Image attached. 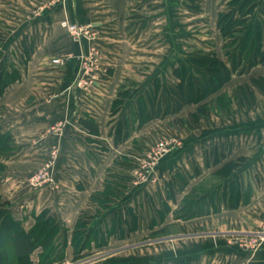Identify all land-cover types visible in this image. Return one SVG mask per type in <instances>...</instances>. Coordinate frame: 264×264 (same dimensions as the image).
Segmentation results:
<instances>
[{"label": "crops", "instance_id": "1", "mask_svg": "<svg viewBox=\"0 0 264 264\" xmlns=\"http://www.w3.org/2000/svg\"><path fill=\"white\" fill-rule=\"evenodd\" d=\"M74 1L75 4H69L67 18L73 22L89 21L96 24V43L104 51L105 78L92 85L89 92L76 87L74 80L79 66L77 56L87 49L89 41L83 40L80 44L72 40L68 31L59 23L64 17L61 9L28 19L27 15L24 16L25 8L20 5L18 8L24 11L16 14V19L20 20L19 23L28 21V27L24 32L12 36L16 38L17 45L14 40H9L12 39L10 35L3 39L5 47L9 46L19 58L20 54L27 56V61L20 70V79L9 84L0 96V132L9 133L14 146L8 155L1 158L4 171L0 174V195L3 200L8 201L13 217L22 220L25 229L33 225L35 215L42 210H48L60 226L58 238L63 235L67 240L65 243L69 244L66 259L72 256L71 234L78 215L86 209L92 210L95 205L92 196L102 191L106 180H117L116 177L126 178L130 175L129 172L127 175L123 174L125 162H115L122 155L120 153L124 147L123 142L128 144L131 138L139 136L146 138V132L143 131L147 124H139L137 97L146 95L152 83L145 72L141 71L142 76H137L135 69L127 65L131 52L127 47L117 44L121 33L117 32V28L113 30L112 24L125 27L123 9L130 0ZM182 1L189 8L192 5L202 8L212 2ZM179 4L180 0L173 7ZM14 6L12 3L10 8L16 9ZM261 6L264 10V6ZM103 8L113 10V21L105 17ZM3 9L5 8L0 4L1 24L6 21ZM25 41L29 42L27 55L22 51ZM65 55L69 57L61 64L50 61L51 58ZM183 62L187 63L182 61L177 65ZM121 92L128 93L130 100L121 99L119 109L114 113L112 104L120 99ZM161 97L164 100L162 92ZM126 104L131 107L133 121L138 122V125L134 131L131 129L128 139L118 145L115 144L118 124L124 117L130 116L123 108ZM85 114L97 123L98 136H91L81 127L79 118ZM58 122H63L60 130H50ZM122 132L125 133L123 128ZM122 132L120 134L125 136ZM145 144L140 141L144 149L142 152L149 147H145ZM53 146L58 148L54 178L59 188L54 189L51 185L31 187L27 183L28 175L40 167ZM128 152L135 155L134 157L137 156L132 151L124 153ZM189 158L188 163L181 165V162H169L167 158L158 166L154 180L138 184L126 182L124 192L119 198L122 202L121 207L119 205L121 213L117 214L119 219L123 217L122 226L125 231L136 229L134 233L148 234L164 229L171 222L173 209L181 198L179 194L190 184L189 189L193 187L192 175L197 176L199 171L203 173V169L209 171L212 167L221 165L218 160L213 161L207 153L200 159L193 154ZM193 165L194 170H197L195 175L191 172ZM188 172L187 179L181 180L179 177V181L176 178L178 174L183 173L186 176ZM169 188L173 190L174 198L168 194ZM256 196L253 194L251 200L254 201ZM243 198L244 195L241 194L242 203L238 208L230 209L224 203L228 200L226 197L225 201L221 200V207L215 212L189 219L188 228L183 226L184 232L185 229L188 232L186 240L179 236L178 241L171 239L164 242L162 246L159 245L161 251L157 254L151 253L155 246L148 245L126 254L123 264H264V241L256 249L245 243L247 237H250L248 234L256 233L261 227L264 210L262 206L252 204V201L244 205ZM215 200L217 204L216 197ZM113 207L104 214V218H111L100 223L99 229L115 216L118 208L113 212ZM152 219H155L153 224ZM39 251L38 248L33 253L38 255ZM33 253L31 258L37 261V258H33ZM138 253L141 256L134 255ZM102 261L103 259L98 260L97 263L104 264Z\"/></svg>", "mask_w": 264, "mask_h": 264}, {"label": "rangeland", "instance_id": "2", "mask_svg": "<svg viewBox=\"0 0 264 264\" xmlns=\"http://www.w3.org/2000/svg\"><path fill=\"white\" fill-rule=\"evenodd\" d=\"M177 1L130 0L126 8L123 9L125 15L122 18L126 24L125 27L112 24L113 30L117 28V32L121 33L120 40L116 43L119 46L127 47L131 52L127 65L132 66L138 71L136 73L133 69L137 76H142L140 74L141 71L145 72L147 76L149 75L148 79L152 80L150 85L152 92L153 88H156L155 81L159 82L158 87L160 88H158L159 90L157 88L155 90L160 100L162 99L161 92L164 95V100L162 99L160 103L162 110L158 117L142 123L143 125L147 124L143 131L144 133L146 132L144 134L146 138L139 136L134 137V140L131 138L128 144H124L123 142L124 147L122 149L124 151L121 149L120 154L122 155L118 157L119 160L115 163L125 162L124 164L122 163L123 174L127 175L129 172L130 175L126 178L121 176L116 177V181L126 186V182L138 184L154 180L158 166L167 158L169 162H181V165L182 163L189 162L190 154L198 156V159H200L201 156H204V153H207L210 154V158L212 157L213 161L218 160L221 165L229 161L232 162L234 164L233 170L227 176H222L215 172L218 167H212L209 170L210 172L203 169V173L199 171L197 176L192 175L191 181L194 184L193 187L189 189L190 184L179 194V196L181 195L180 201L176 203L173 211L181 205V200L192 192H197L199 199L205 196L208 197L210 193H214L218 201L216 204L217 210L220 209L221 200L225 201L226 197L230 199L229 194H233L235 186L228 184L231 183L234 177H237L238 180L240 196L241 194L244 195V205L251 203V196L255 194L257 196L252 201V204L258 207L262 206L264 210V10L261 6H264L262 4L264 0H259L261 4L258 0H251L252 3L255 2V5L250 13L246 15L245 21L236 27L238 31L234 33L233 37H224V27L228 20L238 18L242 0H212V2L207 3L208 6L202 8H189L188 4L182 0H180L178 6L173 7ZM186 1L189 2L190 0ZM12 3L16 9L10 8ZM72 3L75 4V1L0 0V4L5 8L3 9V15L4 20H6L2 24L0 23V32L2 34V37H0V67L2 69L7 68L9 72L15 71L17 68L20 72L22 66L27 61V56L20 54L19 58L13 50L9 49V46L5 47L3 39L10 35L12 39L9 40H14L17 45L16 38L12 36L24 32L28 27V21L25 20L19 23L20 20L16 19V14H22L24 11V9L20 10L18 6L22 5L25 8L24 16L26 17L27 15L28 19L55 13L58 9H61L64 12L62 13L64 17L59 23L65 28L62 25L63 20L73 22L67 18L69 4ZM102 11L106 13L105 17H109L107 18L109 21H113L114 15H112L113 10L111 8H103ZM74 23L79 25L89 24V28L95 37L93 36L94 39L89 38L84 40L89 41V45L94 44L97 46L103 55V60L100 64L102 73L94 82L95 84L103 80L106 74L104 51L96 43L98 34V31L95 29L96 24L89 21ZM243 43H245L244 48L241 47ZM28 45V41L23 43L22 51L26 55ZM256 52L260 54L259 58L256 59L257 63L250 66V62H252L253 55ZM192 54L213 56V61L206 60V62H203L202 60H197L198 64L196 67L200 68L199 70L202 73L205 71L204 68L229 69V80L218 90L205 97L202 96L203 89L200 88L199 81L203 80L205 75L193 70L195 66L189 62V57ZM182 61L187 62L188 73L189 76L191 75L192 79H190L193 81L190 84V79L183 82L186 91L191 88L192 95L185 97V100H183L185 102L179 108L175 107L174 102H171L174 101V95L169 93L172 90L168 89V87L172 82H174V85L177 82H182L180 76L178 77L172 72L176 65ZM206 73L209 76L208 72ZM154 77L155 79L153 80ZM74 85L81 88L75 83V80ZM189 85L191 86L189 87ZM84 90L89 92L86 89ZM128 96V93L121 92L119 94L120 99L114 101L112 104V111L114 113L119 109L118 104L121 102V99L130 100ZM169 100L171 101L169 102ZM167 102L170 104L169 108ZM202 105L204 107L203 112L199 108ZM123 108H125L127 113L129 112L130 116L129 118L124 117L122 122L118 124L117 132L115 133V144L118 143V145L120 142L126 141L128 136L131 135V131H134L138 125V122L133 121L131 107L126 104ZM129 120L132 122H129ZM122 128L125 133L122 132ZM121 132L126 135L122 136ZM160 140L167 143L168 151L159 157L156 162L152 163L150 159L153 156V150ZM140 141H142V144L146 143L145 147L149 146L144 151L145 153L142 152L144 149L141 147ZM125 151L136 152L137 156L134 157L135 155L129 152L124 153ZM56 161L57 159L55 160V164ZM146 164L150 165L149 169L146 168ZM194 168L195 166L193 165L191 172L195 175L197 170H194ZM146 169L147 172L145 171ZM180 174L182 175L178 174L177 179L179 177L181 180L187 179L189 172L186 173V176L183 173ZM30 176L31 174L27 177L28 185L37 188L29 183ZM180 179L179 181H181ZM54 181L56 187H52L58 189L59 184L55 178ZM123 192L124 188L109 203L111 206H102L98 201H93L95 205L92 210L86 209L91 221L88 227L92 229L98 226L96 229L99 232L98 237H93V233H89V231L87 234H84L85 238H88L90 242L88 249H84L82 252L86 256L76 261L72 260V256L66 259L69 252L67 248L69 244L65 243L67 242L66 237L64 238L62 235L58 238V244L55 247V251H53V255L58 256L63 253L64 257L61 262L56 264H92L102 259L104 264H123L125 263L124 258L126 254L136 252L138 249L146 248L151 244L155 246V249H152L151 253L157 254V252L161 251L160 244L162 246V244L167 243L171 239L178 241L179 236L186 240L188 232H186L187 229L184 232L183 228H188L189 219L200 217L176 219L172 213L171 222L164 227L163 231L159 230L148 234L134 233L133 231L136 229L125 231V228L122 226L124 223L123 217L119 219L117 215L121 213L119 205L121 207L122 202L119 198ZM224 203H227L230 209H235L242 202L239 199L237 207H230L229 200ZM112 204H114V207ZM160 204L161 202H159ZM112 207L114 209L113 212L117 208L118 211L110 219L111 221H108L99 229L100 223H105V220L111 218V216L104 218V214ZM117 219L119 220L117 221ZM154 221L155 219H152L151 224ZM261 221V227L256 231L259 234H263L264 214ZM128 225L129 223L126 224V227ZM111 227L112 229H110ZM256 233H249L250 237H247L246 242H250L256 236ZM257 237V242L260 241L259 244L264 241L263 237ZM99 242L102 245L96 246V243ZM134 255L141 256L139 253ZM162 255H164V252ZM166 255L171 256V254ZM33 258H37L38 260V255L33 253Z\"/></svg>", "mask_w": 264, "mask_h": 264}, {"label": "trees", "instance_id": "3", "mask_svg": "<svg viewBox=\"0 0 264 264\" xmlns=\"http://www.w3.org/2000/svg\"><path fill=\"white\" fill-rule=\"evenodd\" d=\"M242 1L243 2L240 4L241 6L239 7L238 18H233L227 21L223 32L224 37L234 36V33L238 31L236 27L245 21L246 15L250 13L253 6L255 5V2L252 3L251 0ZM0 37H2L1 32ZM244 46L245 43L241 45L242 48H244ZM259 55V52H256L253 55L254 57L252 58V62H250V66H253L257 63L256 59L259 58ZM189 58V62L195 66L193 70L197 73L199 71L201 74L205 75V78L199 81L200 88L203 89L202 96L205 97L208 94L218 90L225 82L229 80V69L204 68L205 71L202 73V71L199 70L200 68L196 67L198 64L197 60H202L203 62H206V60L213 61V56L192 54ZM173 72L178 77L180 76L182 82H177L175 85L174 82H172L173 85L172 83L169 85L168 89L172 90L171 92L169 91V93L174 95V101L169 100V102H174L175 107L177 106L180 108V106L185 102H183L185 97H190L192 95V91L190 90L191 88L186 91L184 86L185 84L183 83L190 79L191 75L189 76L187 63L185 62L177 65ZM206 72H208L209 76H207ZM179 73H181V75H179ZM20 76L19 69L17 68L15 71L9 72L7 68L2 69L0 67V96H2L4 93L5 88L12 82L19 80ZM191 79L189 80V84L193 81ZM155 83V87L157 89L160 88L158 87L159 82L155 81ZM190 86L191 85H189V87ZM156 88H153L152 92L150 86L146 91V95H139L137 97L139 124H142L143 122L154 117H158L162 110V105H160L161 100L158 99V93L155 90ZM169 102H167L168 108L170 106ZM199 108L200 111L203 112V105ZM79 123L81 127H83L91 136L99 135L97 123L88 115L85 114L84 116L80 117ZM13 147V139L10 134L0 132V174L4 170V164L1 158L7 153H10L13 150ZM233 168L234 164L229 161L219 166L215 172L222 176H227L230 174ZM230 184L234 185L235 188L233 190V194H229V206L237 207L240 199V190L237 177H234L231 183L228 185ZM125 187L126 186L121 184V182L108 179L106 180L102 191L92 196V201H98L99 204L101 203L100 205L108 206L112 199L116 197L118 193H120V191H122V189ZM168 194L170 197L174 198L173 190L171 188H169ZM198 195L199 194L197 192H192L186 195L181 200V205L173 211L174 218L188 219L215 212L217 210L214 193H210L208 197L205 196L200 199L198 198ZM133 219L135 218L133 217ZM90 222L91 221L86 210L82 211L76 220L70 241L73 249V261L86 256L82 254V252L84 249H88L90 242L88 238H85L84 234H87L89 231V233H93V237L99 236L98 229L92 228V230L88 227L90 226ZM130 229H133V226H130ZM161 231H163V229ZM59 232L60 226L56 219L49 214L48 210H42L40 213L35 215L33 225L29 229H25L22 225V220L13 217L9 209L8 201L3 200L0 195V264H56L61 262L64 257L63 253L58 256L53 255V251H55V247L58 244ZM98 245H102V243H96V246ZM38 248L40 249L38 253V260L34 261L31 258V254ZM92 264L100 263L95 262Z\"/></svg>", "mask_w": 264, "mask_h": 264}, {"label": "built area", "instance_id": "4", "mask_svg": "<svg viewBox=\"0 0 264 264\" xmlns=\"http://www.w3.org/2000/svg\"><path fill=\"white\" fill-rule=\"evenodd\" d=\"M62 25L68 30L73 40L77 43H80L84 39L93 38L94 34L89 28L88 25H79L74 22H69L68 20H63ZM94 36V37H93ZM69 57V55L54 57L51 59L53 64H61L64 62V59ZM79 58V67L75 75V83L86 90H90V87L94 82L100 77L102 73L101 62L103 60V55L99 48L94 44L88 45L87 49L83 51ZM63 126V122H59L52 126L50 130L57 131ZM168 151L167 143L163 140H160L153 150V156L150 159V162H156L159 157L165 154ZM58 149L54 146L46 161L36 169L29 178V183L34 187H40L44 185H51L56 187V183L53 178V170L55 165V160L57 159ZM149 162V161H148ZM146 168L149 169L150 165L146 164ZM147 169L145 170L147 172ZM263 234L256 233V236L250 240V242H245L247 246L256 249L259 245L257 242V236L264 238V223H263ZM245 264V263H241Z\"/></svg>", "mask_w": 264, "mask_h": 264}]
</instances>
